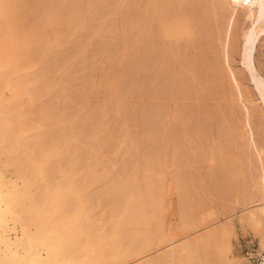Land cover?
<instances>
[{"label": "rangeland", "instance_id": "rangeland-1", "mask_svg": "<svg viewBox=\"0 0 264 264\" xmlns=\"http://www.w3.org/2000/svg\"><path fill=\"white\" fill-rule=\"evenodd\" d=\"M106 1L105 6L103 5V7L97 8V10L88 15L87 18L90 23H95L96 20L104 17H110L112 19H109L113 20L117 16L116 21L120 19L122 23H125V20L133 18L131 15H127L132 13L133 16V12L130 10L129 13L123 14V18L125 19L121 18L122 16L118 19L119 15L114 13L113 8L116 0ZM231 9V6L227 4L223 9H214L213 13L211 11L210 14L212 15H203L204 22L202 21L201 24H204L207 22L205 20H208L209 26L206 23V27H202L204 29V34L202 31L204 41L201 43V49L205 52L203 54L205 56L207 55V58H205L207 59L206 67H209H207V71L205 70L206 72H203V69L197 66L198 68H196L199 72L196 71L200 75H196L197 77L195 76V78L197 79L199 77L198 79L200 80L202 77L207 76L200 80L203 83L202 89L203 92L205 91L204 94L202 92H195L198 89L200 91V87L195 86V78L191 80V77H187L188 71H185L190 66V61L194 58V53L192 56V52L196 50L195 47L189 44L186 47H183L184 45L181 47L184 51L181 55H184L183 57L185 58L180 61V67L176 71L179 73L178 70H180V74L177 76L178 79L181 77L179 80H183L181 84L178 80L177 83L179 84L175 85L178 89L174 92H168L169 90L165 89L164 85L161 84L159 85L162 88L161 93H155L153 89L155 79L149 71L151 70V68L149 69L151 65H146L149 67L141 69L139 62L135 63V59L138 58L135 52V47L137 49V46L131 44V47L129 46L131 50L126 49L124 51L121 49L119 44L121 40L119 39V35L115 31H112L113 28L104 27L106 29L103 28L104 30L102 29L96 34L94 33V35H91L92 31H83V29H78L80 32L75 30L69 33V31H65V28H62V33L63 29L65 32L63 34L61 33V37H63L61 39L62 45L60 44L61 46L59 45L56 48L58 50L62 47V50L60 49L61 52L55 50V55H53L55 56V59L53 57L55 61H50V58V62L48 61L47 63L46 61V63L48 65L50 64L49 66L56 67L57 64L55 63H69L70 61V63L72 62L70 66L72 65L73 71L71 68L68 69V64L66 65V69L70 71H67L66 74H71L72 76H66L65 78V91L54 92L55 94L52 92L37 94V103L39 105L41 103L42 105H47L49 103L47 101H51L50 103L52 104L55 100H59L58 102L60 104L57 101L53 104L56 106L58 103L56 107L59 109L61 105L60 110L66 116L73 113V110L80 109L82 104L84 111L87 110V107L91 109V105L96 104V101L99 102L102 95L105 94L103 90L105 88L100 84L103 76L99 79V76L96 74L101 71L98 74L103 75L104 72L102 69L104 66H108V68H105L108 69V75L109 73H117V71L119 72L121 70L124 79L122 80V88L126 91V96L124 97L126 107L122 109L120 112L121 116H119L126 119L129 118L131 122H134L130 126V130L133 127L132 132H130L134 136L137 135L136 139L140 142L139 151L143 153L150 151L155 155L157 154L156 156H160L163 150L160 141V132L168 128V126H176V128L174 127L177 132L175 133L176 145L179 146L180 144V152L178 148L177 153H179L180 157V154L184 152L182 159L184 161L183 166L179 169L175 160L176 157L170 155L169 159L166 160L167 165H164L161 170L154 169L147 172L155 173V178L153 176L151 179H154L156 187L158 185L159 187L155 192L153 201H157V205H154L155 203L153 204L152 202L153 196L150 201H147L149 205L146 208L151 210L155 208V210L153 214L149 210L153 216L150 215L154 219L150 218L147 225L150 227L149 233H146V245L141 248H135L133 246L130 250H120L114 245L115 240L113 239V235H106L105 238H100V235H97L95 236L97 238H94V241H97L93 242L92 245H80L79 242L85 243L86 239L89 238H86L81 231L70 234V230L67 229L66 224L64 225L61 220L62 213H60L62 210L69 208L70 205L76 204L77 201L71 199L66 193V187L60 183L62 181L51 180L44 186L39 180L37 181L35 171L24 167L28 161V156L31 153H35L34 149H36L32 130L25 129L24 131L22 130V133L16 130V132H10L11 127L10 129L6 127L5 130L0 132V264H264V218L261 220V224H259L254 219L256 217H252L250 214L251 209L262 201L259 189L260 184L264 183V167H262L264 165V104L263 100L258 97L254 85L247 79L243 65L240 62L241 56L239 49L241 46L242 29L247 25V21L242 15L243 9L239 8L236 11V18L233 21L230 31V26L229 28L227 27ZM211 16L213 17L210 18ZM112 22L110 25H112ZM83 38L85 40L82 42ZM65 39L72 41L70 42L68 40L67 43ZM84 43H87L86 46L83 45ZM142 44L144 43L142 42ZM257 45L255 52L257 59L255 63L257 69L263 75L264 37L259 40ZM82 46L87 50V53ZM225 48L228 49V65L235 72L234 74L241 87H239L241 93H239L234 83H232L233 80L229 74V67H227L226 61H224L223 50ZM211 49L213 50L211 51ZM215 49H217V52ZM81 51H84L82 55ZM213 51L214 54L218 53V51L220 53H218L220 62L217 64L222 66V70L217 64L215 66L219 70L214 66L213 61L216 59V63L219 58L215 57ZM58 53H60V56H58ZM134 53L137 58L133 55ZM72 54L74 55L69 58ZM186 55H189V57ZM61 56L63 58L65 57V61ZM119 56L124 57L123 61L127 62H123L119 66L112 64L114 62L113 59ZM132 57L135 59H132ZM191 57L192 59H188ZM212 57L214 59L213 61ZM57 58H59L58 61L62 60V62H58ZM92 59L93 63L90 64ZM132 60L134 64L130 62ZM258 63L260 64L258 65ZM106 64L108 65L106 66ZM98 65L103 66L101 68ZM184 65L187 66L185 67ZM199 68H201V72ZM1 70V75H5H0V120L3 118L6 121L11 118L10 120L19 124L22 121H30L18 113L22 109L24 110L27 96L17 93L16 97L13 90L14 83H7L9 79L7 76L9 75L4 71L5 69L0 68V72ZM95 70H98V72L96 73ZM201 74L203 75L201 76ZM4 76L7 78H4ZM173 76L170 79L167 78V81L173 80L176 75ZM68 77L70 78L69 80H67ZM95 77L98 78L97 81L99 83L96 82L95 84ZM162 78L165 77H160L158 83H161L160 79ZM221 78L222 80H220ZM204 79H207L208 82H205ZM162 80L165 81V79ZM188 82L190 83L188 84L190 86L188 87L189 89L186 86ZM92 83H94L96 89L98 84H100V87L98 86L96 90ZM67 86H71L72 91L69 87L67 90ZM192 88H194V92ZM100 89L104 91V94L99 92L101 91ZM66 91L71 93L67 96L68 93ZM94 92H97V94H93ZM51 93L54 96L51 97ZM57 93H61L64 96H61V94L58 95ZM88 93L91 95L90 97ZM200 94L202 98L199 97ZM92 95H95V97ZM22 100L24 102L20 104L19 102ZM66 102H72V104L67 105ZM78 102L81 104L80 106ZM85 102L86 104L84 105ZM64 103L67 106L62 110ZM89 104L91 105L88 106ZM193 104L199 105L198 112L195 116L198 115L196 117L192 115L193 121L190 119V123V121L183 120V117L185 119L184 113L187 116L189 107H193ZM71 105H75V109ZM25 109H28L27 106ZM67 110L70 113H66ZM152 111H154V116H152ZM174 111L175 115H171L172 113L174 114ZM161 112L163 115H161ZM176 118L181 119V121ZM90 119H97V115H91ZM167 121H173V124L171 123L170 125ZM178 121L181 123V127ZM182 122H185V125ZM90 123L91 121L87 125L85 124L83 128H91L92 124ZM182 125L185 127H182ZM116 127L113 126L114 129ZM185 130L188 133L190 132L187 137L181 135ZM151 132L156 138L154 143L151 140V136L149 138ZM14 133L15 135H12ZM59 133L61 135L63 134L62 136H66L67 134L66 131L64 133L62 130ZM68 137L67 135L66 138ZM71 140L79 146L78 148L81 153L85 150L96 152L97 156H99L97 158L100 162L99 167L101 166V169L99 168L97 172H102L105 166L114 174L117 172L120 173L121 169L125 166L131 170L128 166V162L131 160L129 156L115 157L106 148H103L104 150L102 148V150L96 148L89 141L79 140L77 138L73 139V137ZM156 145L158 147L155 151ZM94 147L96 148L95 150ZM38 160L36 159V161ZM149 176L151 177V175ZM89 190L96 194L98 199V186L92 185ZM97 199L92 200L91 205H93V209H90V213H85L81 202L77 203L79 208L75 216L79 219L84 214L90 215V219H94L93 223L99 225L102 221L100 219H103L108 209L105 206L95 205ZM151 204L152 206L154 205V208H150ZM255 215L257 216L258 214L256 213ZM115 239L117 240L118 237ZM105 242L107 243L105 244ZM102 243L104 244L102 245ZM218 250H220L219 254H222L221 256L219 255L220 258L225 255L224 253L228 257L223 258V261L221 258L219 261V257L215 258L218 256V253L213 255ZM211 256L212 258L210 259Z\"/></svg>", "mask_w": 264, "mask_h": 264}, {"label": "bare ground", "instance_id": "bare-ground-1", "mask_svg": "<svg viewBox=\"0 0 264 264\" xmlns=\"http://www.w3.org/2000/svg\"><path fill=\"white\" fill-rule=\"evenodd\" d=\"M106 3H107L106 0H0V68L5 69L4 71H6L7 75H9L7 76L9 77L8 79L9 81L6 79L7 83L8 82L14 83L13 84L14 85V89H13L14 95L17 97V93H18L19 95L27 96V99L25 100L24 110L22 109L18 113L20 116L24 118H28L30 120L28 122L22 121L20 125L19 123L17 122L15 123L12 120H10L11 118L6 121L3 120L2 118L3 121L0 120V132L5 130L6 127H9V129L11 127L10 132L16 130V131H21L20 133H22L25 129L32 130L33 137H34L33 140H35L34 146L36 147V149H34L35 153L33 154L31 153L32 155L30 154L28 156V161L26 162L24 167L35 171L37 181L39 180L41 183L44 184V186L47 185L48 182L51 180L62 181L60 183L64 187H66L65 189L66 193L71 197V199L76 200L77 203H80V202L82 203L83 205L82 208L84 209L85 213L91 212L90 209L91 210L93 209V205H91V202L92 200L97 199L96 194L92 193L89 189L92 185L98 186V196L99 197L95 205H99L103 207L105 206L108 209L107 214H105L106 217L104 216L103 219H100L102 221L101 222L99 221L100 222L99 225H96L95 223H93L94 219L91 220L90 215L84 214L82 216L83 219L82 217L78 219V217L75 216L79 208L77 203L70 205L71 207L69 206V208H67L66 210H62L60 212L62 213L61 220L64 225L66 224L67 229L70 230L71 232L70 234H72V232L78 233V231H81V233H83L86 236V238L87 237L89 238V239H86L85 243L79 242L80 245H83V244L92 245L93 242L97 241V240L94 241V238L97 235L98 236L100 235L99 236L100 238L101 237L105 238L106 235L108 236L113 235L114 236L113 239L115 240L113 241L115 242L114 245L116 247H118L120 250H127V249L130 250L133 246H135V248L136 247L141 248L144 245H146L145 244L147 242L146 233H149V227H150V226L148 227L147 225L149 223L150 218H152L153 216L152 215L153 211L155 210L153 206L157 205L156 204L157 201L155 202L153 201L155 197L154 196L155 192L158 189L159 185L158 187H156V184L154 183L155 180L151 179L153 176L155 178L156 175L153 172H152L153 175L151 172H150L151 174L147 172L154 170V169L161 170V168L164 165H167L166 160L169 159L170 155L176 157L175 160L180 169V167L183 166V162H184L182 160L184 157V152L181 153L183 156L180 154V157L182 156V158H180L179 153H177L180 144L179 146L176 145V139H175V136H176L175 133H177L175 131L176 126H172V127L168 126V128L160 132L161 133L160 141H161V145L163 146L162 154L160 156H156L157 154L155 155L154 153L150 151L145 152V153L141 151L143 154L139 151L140 142L138 139H136L137 135L134 136L131 133L133 130V127L130 130V126H132L134 122L133 121L131 122V119L129 118L126 119V118L120 117L121 116L120 112L122 111V109L126 107L125 100H124L125 99L124 97L126 96V91L122 88V80L124 79H123L121 70L119 72L117 71V73H114V72L109 73L108 75L107 74L108 69H105V68H108L107 66L108 64H106L107 67L104 66L102 69V71L104 72L103 75L98 74L101 71L98 72V70L97 71L95 70L96 73L98 72L96 75L99 76L98 77L99 79L101 76H103V78L101 79L102 81L100 80L101 81L100 84L103 85V88H105L103 89L105 92L101 89H100L101 91L99 90L98 91L102 93L104 92L105 94L104 93L103 94L105 95V98H104V95L101 94L102 95V97L100 98L101 100L97 99L99 100V102L96 101V104L88 105V106L91 105V109H88V107L86 106L87 110L84 111V109L82 108L83 104L81 105L79 103L81 101H79L78 102L79 106L81 105L82 109L81 108L78 109L77 108L78 106H77L76 107L77 109L73 110V113L66 116V114L60 110L61 105H60V109L56 107L59 103L58 102L59 100H55L58 102V103L56 102L57 103L56 106H54L55 101L53 102L54 104L53 103L51 104L50 103L51 101H47L50 103V104L47 103V105H42V103L41 105H39V103H37L36 101L37 94H40L43 92L44 93H49V92L54 93V92L65 91V87H64L65 78L66 76L70 77L71 75V74L70 75L66 74L67 71L68 72L70 71L66 69L67 68L66 65L69 64L70 66L72 62L70 63L69 58L72 57L74 54L69 56V58L66 57L69 59L68 60L69 63H65V62L60 63V64L55 63L57 64L56 67L49 66L50 64L49 65L47 64L50 58H51L50 61L55 59V56H53L55 55V50L57 52L58 50L59 52H61L60 49L62 47L58 50L56 48L61 44V41H62L61 39L63 38L61 37L62 28H65V31L66 32L69 31V33L72 31L78 30V29H81V30L83 29V31L84 30L92 31L93 34L91 32V35H94V33L96 34L98 31L102 30L104 27H108V28L110 27V29L113 28L112 31H115V33L119 35V39L121 40L119 42L121 49H123L124 51L126 49L129 50L131 47V44L137 46V49L135 47V50H136L135 52H136V55H138L139 59L137 58L135 53L133 55H135L137 59H135L134 57H132V59L133 58L135 59V63L139 62V66L141 69L142 68L146 69L147 67L151 65L149 67V69L151 68V70L149 71L153 74L154 79H155L153 83L154 92L157 93L161 91L162 88L159 87V85L161 84L164 85L165 89L169 90L168 92H174L175 90L178 89L177 86L175 85L179 84L177 82L179 79H181V77H179L178 79V76H177L178 74H180V70H178L179 73L176 71L178 67H180L179 65L180 61L184 60L185 58L183 57L184 55L183 56L181 55V53L184 52L181 49L182 45H184L183 47H186L187 44H189L196 48L195 52L194 51L192 52V56L194 53V56H193L194 58L193 59L192 57L188 58L192 60L190 61L191 63L189 64L190 66L187 67V69L185 70V71H188V74L186 73L187 77H191V80H192L195 78L196 75H200V73H197L198 67H201L203 69V72H206L207 67H209V66L206 67L207 59L205 58H207V55L205 56L203 54L205 52H203L202 51L203 49H201V43L202 41H204L203 36H202V31L204 29L202 27H206L205 24L207 23L208 25V22H209L208 20H205L207 22H205L204 24L202 23L203 25L201 24L202 21L204 22L203 15L209 16L208 14H210L211 11L213 13L214 9H217V8L223 9L225 5L229 4L232 9L230 11V15L228 18L227 28H229L230 26V31H231L233 21L236 18L235 17L236 11L239 8L243 9L242 10L243 13L242 12L240 13H242L243 17L247 21V25L245 26L244 24L245 27L242 29L241 46L239 49V54L241 56L240 62L243 65L247 79L250 80L251 83L254 85V88L256 89L258 93V97L263 100V104H264V74L262 75V73H260L255 63L257 59L255 57L256 46H258L257 43L262 37H264V0H116V3L114 4L113 8L115 11L114 13H116V15H119L118 19L121 16H122L121 18H123V14L129 13L130 10L131 12H133V16H132V13L127 14V15L128 16L131 15V17L133 18H130V19L127 18L128 20H125V23H122L120 19L116 21L117 16H115L114 18L113 17L114 15H113L112 16L114 18L113 20H110L112 19L110 17L109 19L108 17L103 16L104 18L102 19L99 18V20H96L95 23H90L89 19L87 18L88 15L92 13L93 11L97 10V8L103 7V5L105 6ZM212 17L213 16H211L210 18ZM111 22H112V25H110ZM78 31L80 32V30ZM63 33H65L64 29H63ZM74 34L76 33L74 32ZM203 34H204V31H203ZM98 35L100 34L98 33ZM65 40H67V43H68L69 39H65ZM84 40L85 39L83 38L82 42ZM142 42L144 44H142ZM224 42H225V38H224ZM86 44L84 43L83 45L86 46ZM212 48L214 49L213 46ZM213 49H211V51ZM216 50L217 49H215V51ZM227 50H228L227 48L223 50V54H224L223 58L225 59L223 60L226 61V65L227 67H229V74H230L231 79L233 80L232 83H234L239 93H241L240 91L241 87L238 84L239 82L236 79V76L234 74L235 72H233V69L231 68V66L228 65V51ZM83 52L81 53V55L83 54ZM86 53H87V50H86ZM218 53L214 54V51H213V54L215 55L216 58H219L220 53L219 54ZM58 54H59L58 56H60V53ZM217 54L218 56H216ZM187 57H189V55ZM213 57H212V61L215 59V57L214 59ZM123 58L124 57L122 56L115 57L113 59L114 62L112 61L113 62L112 64L119 66L123 62L126 63L127 61L126 62L123 61ZM58 59L59 58H57V61ZM63 59L65 61V57ZM139 60H142V61H139ZM219 60L220 58L217 60L218 62L216 63H215L216 59L213 61L214 66L220 62ZM58 62H62V60ZM90 62H91L90 64H92L93 59ZM130 62L134 64L133 60ZM259 64L260 63H258V65ZM146 65H149V66H146ZM69 66H68V69L71 68L72 70V67H71L72 65L70 67ZM101 66L98 65V67H101ZM184 66L186 67L187 65H184ZM216 67L217 66H215V68ZM218 67L222 70L221 68L222 66L218 65ZM201 68H199V70ZM29 69L30 71H28ZM216 69L219 70L218 68ZM1 73H2V70L0 72V75ZM171 74L176 75L175 78H173V80L167 81V78L170 79L171 76L174 77ZM202 75L203 74H201V76ZM162 76L165 77V78H162V79H165V81L160 79L161 83H158V79ZM227 76H228V73H227ZM7 77L4 76V78H7ZM69 77L67 80L70 79ZM96 77L94 78L95 80L93 79L95 81V84L96 82H98L97 81L98 78ZM198 78L194 79L196 80L195 81L196 84L194 83V81L193 83L195 84V86L200 87V91L198 89L195 92H198V93L202 92L204 94L205 91L203 92V89H202L203 83H201L200 81L202 78L200 80ZM191 80L189 81L191 82ZM204 80L205 82H208L207 79H204ZM220 80H222V78ZM179 81L181 84L182 83L181 81L183 80H179ZM193 83L191 84L193 85ZM100 84H98V86ZM188 84L190 83L189 82L187 83L186 85L187 88L190 87L188 86ZM92 85L94 87V83H92ZM98 86H97V89H98ZM178 86L180 87V85ZM207 86H208V83H207ZM68 87L71 89V86H67L66 87L67 90L69 89ZM86 88L88 89V87ZM94 89L96 88L94 87ZM192 91L194 92V88H192ZM97 92H94L93 94L95 93L97 94ZM52 93H51V97L54 96L52 95ZM70 93H68L67 96ZM163 93L164 95H166L165 92ZM60 94L61 93H59L58 95ZM58 95L57 97H59ZM62 95L63 94H61V96ZM95 95H92V96L95 97ZM90 96L91 95H89V97ZM200 96L201 94L199 95V97ZM84 97L87 98L86 96ZM21 102L23 103L24 100L20 101L19 103L22 104ZM66 104L70 105L72 104V102L71 103L66 102ZM66 104L65 103L63 104V106L65 105V107L62 106V110L63 108H66L67 106ZM85 104L86 102L84 103V105ZM75 105H71V107L74 106V109H75ZM26 106L28 109H25ZM198 108H199V105H195V104H193V107H189V110H188L189 113L187 114V116L184 113L185 119L182 116L183 120H186L187 122H189L190 119L192 120L193 116H195V114L198 112ZM68 110L66 113H70V111L68 112ZM152 113H153L152 116H154V111H152ZM91 115H94V116L97 115V119L91 120L90 119ZM161 115H163L162 112H161ZM171 115H175V111H174V114L172 113ZM177 120L181 121V119H177ZM90 121H91L90 124H92V127L91 128L87 127L86 129L83 128L85 127V124L87 125ZM172 122L169 121L168 123H170L171 125ZM182 123H184L185 125V122H182ZM197 123L199 124L198 121ZM179 125L181 127V123ZM184 125H182V127ZM113 126H117V127L114 129ZM61 130L64 131V133L66 131L67 132L66 136L68 135L69 137L66 138L65 135H64L65 137L62 136L63 134L61 135L59 133L61 132ZM189 133L185 130L181 133V135L183 137H187ZM178 134L180 133L178 132ZM12 135H15V133ZM150 136H151V140L154 143L156 140L155 135L152 134L151 132V134L149 135V138ZM72 137L73 139L77 138L79 140L83 139L84 141H89L96 148H99V149L106 148L115 157L116 156H119V157L129 156L131 160L128 162L129 163L128 166L130 167L131 170L127 169L125 166L122 168L123 170L121 169L120 173L117 172L116 174H114V173H111L110 169L107 166H105L102 172H99V171L97 172V170H99V168L101 167V166L99 167L100 162H99V159H97L99 156H97L95 151L94 153L91 150H85L81 153L78 148L79 146H77V144L71 140ZM179 137L181 138L180 135ZM95 147H94V150L96 149ZM157 147L158 145H156L155 151ZM179 152H180V148H179ZM36 159H39V160L36 161ZM262 167H264V165ZM149 175H151V177ZM259 190L261 192L262 201L258 204L256 203L257 205H255L254 208L251 209L250 214L252 215V217H256L254 219H256L255 221L257 223L261 224V220L264 218V183L260 184ZM151 198L153 199L152 200L153 204L154 203L155 204L153 206L151 204L150 208H154V210L146 208V206L149 205V202L147 201H150ZM149 210H151L152 214ZM256 213L258 214L257 215L258 218L255 215ZM116 237H118L117 240L115 239ZM106 243L107 242H105V244ZM103 244L104 243H102V245ZM219 253H220V250H218V252L213 254V255H216V254L218 255L215 258L219 257L220 255ZM224 254L225 255L223 256H226V257L222 256L221 257L222 261H223V258L228 257L226 253ZM211 258L212 256L210 257V259ZM221 258L220 257L218 258L219 261L221 260Z\"/></svg>", "mask_w": 264, "mask_h": 264}]
</instances>
